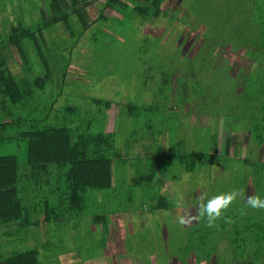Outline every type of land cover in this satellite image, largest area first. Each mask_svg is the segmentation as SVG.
<instances>
[{
	"label": "rangeland",
	"instance_id": "1",
	"mask_svg": "<svg viewBox=\"0 0 264 264\" xmlns=\"http://www.w3.org/2000/svg\"><path fill=\"white\" fill-rule=\"evenodd\" d=\"M104 1L87 0L83 9L86 24L83 30L76 16L69 17L74 30L73 38L63 22L44 28L45 45H38L44 63L31 55L30 71L24 68L28 81L44 74L49 76L42 67L45 64L52 73L45 90L38 93L40 100L36 102L40 106L31 108L32 103L28 106L29 110H39L35 117L41 111L46 115L50 110L46 124L87 126L89 131V125L95 126L99 119L104 118L105 131L115 135L117 155L110 168L112 187L104 191H87L83 200L85 220H71L55 230L56 239L61 237L64 241L62 246L68 244L64 252L59 249L62 252L59 262L181 264L179 258L183 256V240L189 230L200 225L194 222L191 226H181L177 217L188 210L196 213L194 206L198 195L207 193L211 198L235 190L239 195L230 206L248 208L242 202V196L246 197V202L247 197L252 195V184L251 178L243 180V177L251 171L249 162L264 161V147H257L251 141L250 132L246 130L247 121L241 122V116L235 114L237 102L231 98L233 90L230 87L236 86V80L237 86H255L249 76L261 69L258 75L262 72L261 78H264V61L253 60L245 50H229L222 44L223 41H232L231 27L236 21L230 0H163L162 13L158 18L145 22L138 20L134 25L135 36L132 22H127L128 31L124 26L117 25L115 20L119 19V14L103 7ZM40 9L47 15L43 0H0V37L9 35L17 22L27 28L42 23ZM172 13L175 16H171ZM99 16L103 18L98 19ZM25 46L29 52L33 51L27 43ZM3 56L14 77L21 78L23 75L19 68L22 66L16 49L5 48ZM148 64L153 67L152 81L154 76L159 80L162 71L165 75L172 74L174 81L182 74L194 75L193 80L199 81V96L191 105L201 103L199 109L205 114H190L187 119L183 115L182 102L178 104L179 100L174 97L169 101L163 98L169 96L170 86H141L144 81L142 73ZM175 66L177 69L174 70ZM64 69L65 77H62ZM209 94L211 103L208 104L205 97ZM92 99L115 104L113 114H107L102 106L94 105ZM127 101L151 107V112L142 115V124L136 125L127 116ZM241 104L247 106L245 101ZM226 108H229V116L226 115ZM242 114V117L248 114L244 107ZM224 121L228 127L226 132L235 134V154L232 140L231 158L209 166L207 160L221 150ZM234 122L241 123L234 125ZM144 126H148L146 130H137ZM173 128H178L175 134ZM133 132H137L134 144L130 141ZM157 132L160 135L154 140L151 134L156 136ZM155 141L167 155L175 150L179 155L194 152L202 160H198L193 171L188 173L176 161L167 164L157 162L153 158ZM4 147L5 150H0L2 156L17 152L8 144ZM23 154L19 151L18 158L22 159ZM239 160H246L247 165ZM157 194L168 200V209L154 210L156 202L153 199ZM31 204L32 201L25 202L28 208ZM248 212L256 214L250 208ZM35 213L33 209L28 210L29 222H35ZM91 215L104 216L106 223L112 224L104 245H100L103 231L89 220ZM218 224V220L215 221V225ZM52 227L55 228L54 225L42 224L36 228L41 243L53 240ZM220 248L223 249V243H220ZM51 250L52 247L44 253L55 256V251ZM188 264L201 263L191 259Z\"/></svg>",
	"mask_w": 264,
	"mask_h": 264
},
{
	"label": "trees",
	"instance_id": "2",
	"mask_svg": "<svg viewBox=\"0 0 264 264\" xmlns=\"http://www.w3.org/2000/svg\"><path fill=\"white\" fill-rule=\"evenodd\" d=\"M162 3L163 0H105L103 7L119 14V19L115 21L117 25L124 26L126 31L129 30L127 22H132L133 35L135 36L134 25L138 23V20L145 22L152 18H158L162 13ZM229 4L236 21L231 27L232 41H223L222 44L229 50H245L253 60L264 61V0H230ZM86 6L87 0H43V7L47 15L40 9L42 23L27 28L17 22V25L11 28L10 34L4 37L5 39L0 37V150L1 148L5 150L4 144H8L10 148H15L17 151L6 156L0 155V230H3L0 233V264H60L59 257L62 256L61 254L68 244L66 247L62 246L64 241L62 242L61 237L56 239L55 230L71 220L84 219L83 200L87 191H104L112 187L110 168L116 161L117 152L115 135L113 132L105 131L104 118L99 119L95 126L89 125L90 131L87 126L72 127L68 123L63 125L46 124L49 120L50 110L46 112V115H43L44 117L39 118L34 116L36 112L33 114L25 105L37 99L36 96H40L38 93L45 90L47 80L52 74L45 64L42 67L49 76L44 74L34 77L31 81L29 80L31 82L29 83L24 75L25 67L30 71L31 55L37 56L39 60L42 59V63H44L40 49L45 45L43 29L63 22L70 37L73 38L74 30L69 17L76 16L83 30L86 28L83 13ZM171 16H175V14L172 13ZM102 18L98 17V19ZM25 43L30 46L32 52L26 49ZM39 43H41L40 47H38ZM8 47H14L19 56V63L21 62L20 66H22V70L19 68V71L23 75L21 78L14 77L13 70L9 68L6 58L3 56V50ZM147 66L148 68L142 73L144 81L141 86H170L169 98L166 95L160 97L166 98L167 101L174 97L175 100H179L178 104L182 102L183 115L187 119L190 114L196 116L205 114L199 109L201 103L191 105L192 101L199 96L197 94L199 81L193 80L194 75L182 74L174 81L175 79L171 78L172 74L165 75V72L162 71L160 76L155 74L159 76L160 81L156 79V76L152 81L153 67L151 64ZM173 69H177L176 66ZM260 70L258 69L249 76L253 84H256L255 86H237L238 80H236V86L230 88L233 90L231 98L237 102L234 107L235 114L241 116L239 118L241 122L242 120L247 121L246 130L250 132L251 141L257 147H264V78H261L262 72L258 75ZM148 71L151 73L148 74ZM65 72L64 69L62 77H65ZM257 75L258 77H256ZM210 95L205 97L208 104L211 103ZM39 100L40 97L37 101ZM242 101H245L247 106H242ZM91 102L96 106H102L107 114L114 112L112 109L115 104L111 102L100 99H92ZM142 106L131 101L126 102L127 116L136 125L142 124V115H146L148 111L151 112L150 106ZM242 107L246 108L248 112V114H244V117H242ZM229 108H226L228 116ZM68 110L70 109L68 108ZM209 113L216 114V112ZM239 123L234 122V125ZM147 127L144 126L137 130H146ZM178 128L172 129L173 134ZM225 128L228 127L224 121L221 150L219 154L214 152L210 156L207 160L209 166H213L214 163H217L216 161L221 160L220 162L224 163L226 159L231 158L232 140L234 141L233 154H235L237 145L235 134L226 132ZM136 133L131 136L132 144L136 143L137 139L134 140V137L137 136ZM155 134L156 136L151 134L154 140L158 139L157 136L160 133ZM172 141H175V135L172 137ZM154 144L156 145V149L153 151L155 161H163L166 164L169 161H176L183 165L186 173L193 171L198 160H202L194 152L179 155L175 150L167 155L162 146L158 145L156 141ZM19 151L24 153L22 159L17 156ZM158 155L165 158H158ZM239 161L247 165L246 160ZM249 164L251 171L243 177V180L251 178L252 195H258L264 199V161L249 162ZM41 193L42 196L39 197L38 195ZM153 200L156 202L155 211L169 208L168 200L162 195L157 194ZM245 200L246 197L243 195L242 202L247 204ZM26 201L29 203L32 201L30 208L25 205ZM248 208L255 210L256 214L248 212ZM248 208L237 209L229 206L224 210L221 218L217 219L219 224L213 227H207L206 218H202L199 221L200 226L189 230L183 240V250L181 251L183 256L179 258L180 263L188 264L189 260L194 259L201 264L217 262L218 264H264V209ZM30 209L36 212L37 218L33 223L29 222L27 215ZM41 216H43L42 221L40 220ZM226 218L230 222H226ZM89 220L103 231L100 235L102 239L100 245H104L112 224H107L104 216L91 215ZM41 222L55 227H52L53 240L42 244L44 251L39 250L36 246L24 250L19 248V245L31 237L36 238V244L40 243L39 230L36 232V228L41 226ZM7 226L9 227L7 228ZM28 226H32L33 233H29ZM219 234L221 236H218ZM65 239L66 237L63 240ZM220 243H223V249L220 248ZM51 247V251L56 253L55 256L44 253ZM59 249H63L62 252ZM58 252L60 253L58 254ZM68 256L71 258V255Z\"/></svg>",
	"mask_w": 264,
	"mask_h": 264
},
{
	"label": "clouds",
	"instance_id": "3",
	"mask_svg": "<svg viewBox=\"0 0 264 264\" xmlns=\"http://www.w3.org/2000/svg\"><path fill=\"white\" fill-rule=\"evenodd\" d=\"M239 193L235 190L227 193H220L208 198L207 193H202L196 197V213L192 214L189 210L182 215H178L177 221L181 226H191L194 222H199L202 218H206L207 227L215 226V221L221 218L224 210H226ZM247 206L253 209H264V199L258 195L247 197ZM226 222H230L226 218Z\"/></svg>",
	"mask_w": 264,
	"mask_h": 264
},
{
	"label": "crops",
	"instance_id": "4",
	"mask_svg": "<svg viewBox=\"0 0 264 264\" xmlns=\"http://www.w3.org/2000/svg\"><path fill=\"white\" fill-rule=\"evenodd\" d=\"M38 97H39V96H36L37 99H38ZM37 99H34V100L28 102L27 104H25L26 107H28L30 103H32V104H31V108H36L37 106H40V105L37 104V102H36ZM37 111H39V110H37ZM37 111L34 110V109H31V112H33V114H34L35 112L37 113ZM40 115H41V116H40ZM40 115H38L39 118L43 117V111H41ZM41 223L45 225V223H43V222H41ZM42 224H41V226H42ZM16 225H17V224H16ZM41 226H40V227H41ZM8 227H9V226H7V228H8ZM5 228H6V227H5ZM29 229H33L32 226H31V227L28 226V227H27V230L29 231ZM33 230H34V229H33ZM29 233H33V231L31 230V232H29ZM35 239H36V238H31V239L27 240L25 243L19 245V248H21V249L24 250V249H32L33 247L36 246L39 250H42V244H45V243H47V242H44V243H41V242H40L39 244H36V243H35ZM42 251H44V248H43Z\"/></svg>",
	"mask_w": 264,
	"mask_h": 264
}]
</instances>
